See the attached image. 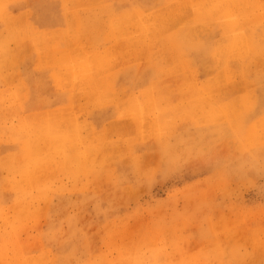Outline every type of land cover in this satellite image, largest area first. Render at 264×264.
<instances>
[{
  "label": "rangeland",
  "instance_id": "obj_1",
  "mask_svg": "<svg viewBox=\"0 0 264 264\" xmlns=\"http://www.w3.org/2000/svg\"><path fill=\"white\" fill-rule=\"evenodd\" d=\"M0 264H264V0H0Z\"/></svg>",
  "mask_w": 264,
  "mask_h": 264
},
{
  "label": "bare ground",
  "instance_id": "obj_2",
  "mask_svg": "<svg viewBox=\"0 0 264 264\" xmlns=\"http://www.w3.org/2000/svg\"><path fill=\"white\" fill-rule=\"evenodd\" d=\"M182 1H183V0H182ZM191 1H192V0H191ZM193 1H194V0H193ZM224 1H225V0H224ZM179 2H180V1H179ZM194 3H195V2H194ZM184 4H186V3H184ZM248 4H249V3H248ZM169 5H170V4H169ZM179 6H180V5H179ZM253 6H254V5H253ZM117 8H118V7H117ZM134 8H135V7H134ZM132 9H133V8H132ZM135 10H136V9H135ZM175 10H176V9H174V11H175ZM179 10H181V9H179ZM179 10H178V11H179ZM182 10H183V9H182ZM189 10H190V9H189ZM165 11H167V10H165ZM112 12H113V11H112ZM112 12H111V13H112ZM129 12H130V11H129ZM138 12H140V11H138ZM152 12H153V11H152ZM154 12H155V11H154ZM158 12H159V11H158ZM170 12H171V11H169V13H170ZM250 12H251V11H250ZM97 13H98V12H97ZM101 13H103V12H101ZM162 13H163V12H162ZM109 14H110V13H109ZM138 14H139V13H138ZM157 14H158V13H157ZM157 14H156V16H157ZM100 15H101V14H100ZM159 15H160V17H161V16H164V15H161V13H160ZM159 15H158V16H159ZM202 15H203V14H202ZM116 16H117V15H116ZM150 16H152V15H150ZM86 17H87V16H86ZM140 17H141V16H140ZM147 17H149V16H147ZM152 17H153V16H152ZM100 18H101V17H100ZM112 18H113V16H112ZM114 18H115V16H114ZM145 18H146V17H145ZM176 18H177V17H176ZM180 18H181V17H180ZM252 18H253V16L250 17V19H252ZM109 19H110V18H109ZM151 19H153V18H151ZM157 19H158V18H157ZM157 19H156V20H157ZM160 19H161V18H160ZM177 19H178V18H177ZM183 19H184V18H183ZM204 19H205V18H204ZM87 20H88V19H87ZM113 20H115V19H113ZM145 20H146V19H145ZM199 20H200V19H199ZM255 20H256V19H255ZM76 21H78V20H76ZM76 21H75V22H76ZM93 21H96V20H92V22H93ZM115 21H116V20H115ZM131 21H132V20H131ZM143 21H144V20H143ZM159 21H160V20H159ZM180 21H181V20H180ZM251 21H252V20H251ZM75 22H74V23H75ZM87 22H88V21H87ZM87 22H86V23H87ZM146 22H148V21H146ZM155 22H157V21H154V24H155ZM162 22H163V21H162ZM162 22H160V23H162ZM77 23H78V22H77ZM77 23H75V24H77ZM94 23H96V22H94ZM121 23H122V22H121ZM127 23H128V22H127ZM149 23H150V22H149ZM160 23L158 22V24H160ZM180 23H181V22H180ZM88 24H89V23H88ZM96 24H97V23H96ZM101 24H102V23H101ZM114 24H115V23H114ZM132 24L136 25L135 23H132ZM156 24H157V23H156ZM158 24H157V26H158ZM167 24H168V23H167ZM176 24H177V23H176ZM176 24H171V25L175 26ZM222 24H223V23H222ZM253 24H254V22H253ZM79 25H80V24H79ZM83 25H84V23H83ZM109 25H110V24H109ZM162 25H163V24H162ZM162 25H161V26H162ZM165 25H166V24H165ZM76 26H77V25H76ZM148 26H149V25H148ZM163 26H164V25H163ZM169 26H170V24H169ZM169 26H168V27H169ZM173 26H172V27H173ZM81 27H82V25H81ZM106 27H107V26H106ZM130 27H131V26H129V30H131ZM151 27H152V26H151ZM198 27H199V26H198ZM239 27H240V26H239ZM239 27H238V28H239ZM77 28H78V27H77ZM91 28H92V27H90V29H91ZM94 28H95V27H93V29H94ZM99 28H100V27H99ZM126 28H127V27H126ZM126 28H125V31L127 30ZM133 28H135V27H133ZM133 28H132V29H133ZM136 28H138L137 25H136ZM159 28H160V27H159ZM254 28H255V27H254ZM30 29H31V28H30ZM79 29H80V27H79ZM88 29H89V28H88ZM93 29H92V30H93ZM110 29H111V28H110ZM138 29H140V28H138ZM196 29H197V28H196ZM76 30H77V29H76ZM129 30H128V31H129ZM133 30H134V29H133ZM135 30H136V29H135ZM140 30H141V29H140ZM38 31H39V30H38ZM79 31H80V30H79ZM96 31H97V30H96ZM137 31H138V30H137ZM134 32H136V31H134ZM139 32H140V31H138L137 33H139ZM142 33H143V32H142ZM142 33H141L140 35H142ZM148 33H150V31H149ZM155 33H156V31H155ZM224 33H225V32H224ZM246 33H247V32H246ZM32 34H33V33H32ZM118 34H119V33H118ZM76 35H77V34H76ZM119 35H122V34H119ZM134 35H135V34H134ZM136 35H137V34H136ZM145 35H147V33H146ZM148 35H149V34H148ZM239 35H240V34H239ZM257 35H259V34H257ZM35 36H36V35H35ZM81 36H82V35H81ZM79 37H80V36H79ZM117 37H118V36H117ZM120 37H121V36H120ZM136 37H137V36H136ZM168 37H169V36H168ZM193 37H194V36H193ZM238 37H239V36H238ZM241 37H242V36H241ZM151 38H152V37H151ZM169 38H170V37H169ZM46 39H47V38H46ZM46 39H45V40H46ZM140 39H141V36H140ZM142 39H143V38H142ZM247 39H248V38H247ZM253 39H254V37H253ZM257 39H258V38H257ZM259 39H261V37H260ZM68 40H69V39H68ZM163 40H164V39H163ZM65 41L67 42L66 39H65ZM77 41H78V40H77ZM168 41H169V40H168ZM254 41H256V40L254 39L253 42H254ZM36 42H37V41H36ZM55 42H56V41H55ZM137 42H139V41H137ZM169 42H170V41H169ZM42 43H43V42H42ZM140 43H141V42H140ZM140 43H138V44H140ZM166 43L168 44V42H166ZM34 44H35V43H34ZM48 44H49V43H48ZM76 44H77V43H76ZM133 44H134V43H133ZM133 44H131V45H133ZM138 44H136V45H138ZM249 44H250V41H249ZM249 44H248V45H249ZM36 45H37V44H36ZM122 45H123V44H122ZM122 45H121V46H122ZM136 45H135V46H136ZM168 45H169V44H168ZM40 46H41V45H40ZM51 46H52V45H51ZM58 46H59V45H58ZM58 46H57V47H58ZM123 46H124V45H123ZM123 46H122V49H123ZM147 46H148V45H147ZM41 48H42V47H41ZM43 48H44V47H43ZM167 48H168V47H167ZM186 48H187V47H186ZM142 49H143V48H142ZM146 49H147V48H146ZM190 49H191V48H190ZM47 50H48V49H47ZM147 50H148V49H147ZM57 51H58V50H57ZM144 51H146V50H144ZM167 51H168V50H167ZM179 51H180V50H179ZM187 51H188V50H187ZM187 51H186V52H187ZM128 52H129V51H128ZM130 52H131V50H130ZM151 52H152V51H151ZM171 52H172V51H171ZM144 53H145V52H144ZM160 53H162V52H160ZM165 53H166V52H165ZM169 53H170V52H169ZM204 53H205V52H204ZM251 53H252V52H251ZM254 53H255V52H254ZM258 53H259V52H258ZM258 53H257L256 55H258ZM88 54H89V52H88ZM142 54H143V53H142ZM46 55H47V54H46ZM48 55H50V53H49ZM130 55H131V54H130ZM157 55H158V54H157ZM176 55H177V53H176ZM205 55H206V54H205ZM159 56H160V55H159ZM241 56H242V55H241ZM78 58H79V57H78ZM84 58H85V57H84ZM157 58H158V57H157ZM157 58H156V59H157ZM256 58H257V57H256ZM79 59H80V58H79ZM79 59H78V60H79ZM216 59H217V58H216ZM41 60H42V59H41ZM46 60H47V59H46ZM82 60H83V59L81 58V61H82ZM97 60H98V59H97ZM148 60H149V59H148ZM245 60H246V59H245ZM248 60H249V59H248ZM252 60H253V59H252ZM256 60H257V59H256ZM153 61H154V60H153ZM176 61H177V60H176ZM176 61H175V62H176ZM238 61H239V60H238ZM91 62H92V61H91ZM99 62H100V61H99ZM99 62H98V63H99ZM218 62H219V61H218ZM84 63H85V62H84ZM108 63H109V62H108ZM150 63H151V62H150ZM159 63H160V62H159ZM169 63H170V62H169ZM39 64H40V63H39ZM76 64H77V63H76ZM78 64H79V63H78ZM178 64H180V63H178ZM237 64H238V63H237ZM74 65H75V63H74ZM82 65L84 66V64H81V67H82ZM159 65H161V64H159ZM170 65H171V64H170ZM180 65H181V64H180ZM87 66H88V65H87ZM239 66H240V65H239ZM59 67H60V66H59ZM81 67H80V68H81ZM166 67H167V66H166ZM181 67H183V66H181ZM56 68H57V67H56ZM61 68H62V67H61ZM63 68H64V67H63ZM71 68H72V67H71ZM82 68H84V67H82ZM177 68H178V67H177ZM177 68L175 67L176 70H177ZM58 69H59V68H58ZM152 69H153V68H152ZM167 69H168V68H167ZM64 70H65V69H64ZM76 70H77V69H76ZM81 70H82V69H81ZM160 70H161V69H160ZM168 70H169V69H168ZM168 70H167V71H168ZM173 70H174V69H173ZM173 70H172V71H173ZM223 70H224V69H223ZM59 71H60V70H59ZM224 71H225V70H224ZM73 72H76V71L74 70ZM73 72H72V73H73ZM81 72H82V71H81ZM107 72H108V71H107ZM163 72H164V71H163ZM163 72H162V74H163ZM173 72H174V71H173ZM83 73H84V72H83ZM150 73H151V72H150ZM152 73H153V70H152ZM171 73H172V72H171ZM175 73H176V72H175ZM79 74H80V73H79ZM88 74H89V73H88ZM141 74H142V73H141ZM156 74H157V73H155L154 75H156ZM162 74L160 73V75H162ZM169 74H170V73H169ZM160 75H159V76H160ZM179 75H180V74H179ZM57 76H58V75H57ZM87 76H88V75H87ZM87 76H86V77H87ZM89 76H91V75H89ZM93 76H94V75H93ZM93 76H92L91 78H89V79L91 80V79L93 78ZM55 77H56V76H55ZM80 77L82 78V76H80ZM80 77H79V79H80ZM83 77H85V74L83 75ZM97 77H98V76H97ZM95 78H96V77H95ZM107 78H108V77H107ZM111 78H112V77H111ZM154 78H155V77H154ZM84 79H85V78H84ZM115 79H116V78H115ZM75 80H76V78H75ZM222 80H223V79H222ZM106 81H107V80H106ZM109 81H110V80H109ZM114 81H115V80H114ZM56 82H57V80H56ZM65 82H66V81H65ZM91 82H92V80H91ZM111 82H113V80H112ZM59 83H60V82H59ZM61 83H62V82H61ZM78 83H81V82H78ZM88 83H89V82H88ZM104 83H105V82H104ZM89 85H90V83H89ZM100 85H102V84H100ZM115 86H116V85H115ZM78 87H79V86H78ZM66 88H67V87H66ZM102 88H103V87H102ZM192 88H193V87H192ZM74 89H75V87H74ZM87 89H88V88H87ZM90 90H91V87H90ZM191 90H192V89H191ZM116 91H117V90H116ZM116 91H115V92H116ZM90 92H91V91H90ZM195 92H196V91H195ZM92 93H93V92H92ZM71 94H73V93H71ZM147 103H148V102H147ZM26 105H27V104H26ZM147 106H148V105H147ZM148 107H149V106H148ZM149 108H150V107H149ZM151 108H152V107H151ZM142 109H143V108H142ZM35 110H36V109H35ZM13 122H14V121H13ZM36 125H37V124H36ZM60 127H61V126H60ZM17 134H18V132H17ZM31 134H32V133H31ZM29 135H30V134H29ZM75 136H76V135H75ZM73 137H74V136H73ZM18 140H19V139H18ZM75 141H76V140H75ZM66 149H67V148H66ZM77 149H78V148H77ZM72 150H73V149H72ZM64 153H65V152H64ZM81 153H82V152H81ZM59 154H60V153H59ZM73 154H74V153H73ZM75 154H77V152H76ZM52 155H53V154H52ZM54 155H56V154H54ZM56 156H59V155H56ZM82 157H83V156H82ZM51 158H52V157H51ZM53 158H55V156H54ZM56 158H57V157H56ZM77 158H78V155H77ZM53 160H55V159H53ZM62 160H64V158H63ZM67 160H68V159H67ZM72 160H73V157H72ZM78 160H79V159H78ZM78 160H77V161H78ZM75 161H76V160H75ZM50 162H51V161H50ZM71 163H72V162H71ZM71 163H70V164H71ZM48 164H50V163H48ZM66 164H68V163H66ZM76 164H77V163H76ZM53 165H54V164H53ZM81 165H82V164H81ZM50 166H52V165L50 164ZM50 166H49V167H50ZM72 166H74V165H72ZM33 167H34V166H33ZM19 168H20V167H19ZM17 169H18V167H17ZM44 169H45V167H44ZM78 169H79V167H78ZM34 170L36 171V168H35ZM32 171H33V170H32ZM28 173H29V172H28ZM28 176H30V175H28ZM28 176H27V177H28ZM30 179H31V178H30ZM18 182H19V181H18ZM33 183H34V182H33ZM11 184H12V183H11ZM79 185H80V184H79ZM18 186H19V184H18ZM29 187H30V186H29ZM18 189H20V188L18 187ZM80 189H81V188H80ZM19 191H20V190H19ZM60 192H61V191H60ZM37 195H38V194H37ZM18 199H19V198H18ZM37 200H38V199H37ZM34 204H35V203H34ZM29 205H30V204H29ZM32 209H33V207H32ZM29 212H30V211H29Z\"/></svg>",
  "mask_w": 264,
  "mask_h": 264
}]
</instances>
